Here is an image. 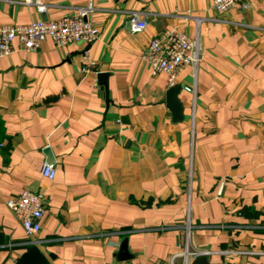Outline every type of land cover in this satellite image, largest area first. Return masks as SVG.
Instances as JSON below:
<instances>
[{"label":"crops","instance_id":"1","mask_svg":"<svg viewBox=\"0 0 264 264\" xmlns=\"http://www.w3.org/2000/svg\"><path fill=\"white\" fill-rule=\"evenodd\" d=\"M42 1L41 14L0 0V27L92 4L95 73H82L81 45L46 41L0 59V264L32 245L48 264H170L185 247L208 252V264H264L233 254L264 253V0L223 15L213 0ZM127 11L148 14L143 32L129 31ZM196 18L201 61L177 75L184 118L174 123L172 87L142 55L166 29L194 39ZM25 189L46 199L34 237L7 207ZM124 243L130 262L119 259Z\"/></svg>","mask_w":264,"mask_h":264},{"label":"built area","instance_id":"2","mask_svg":"<svg viewBox=\"0 0 264 264\" xmlns=\"http://www.w3.org/2000/svg\"><path fill=\"white\" fill-rule=\"evenodd\" d=\"M39 13H46L48 6L42 0H28ZM250 0H213V9L223 15L231 10L245 11L249 8ZM94 7L89 4L77 8L71 15L50 21L38 20L27 25L0 27V59L12 55L18 50L37 51L41 44L51 41L60 48L67 45L82 46V73H95V63L91 51L99 39V29L89 20ZM126 26L132 33H141L147 28L148 14L139 11H127ZM197 35L191 39L178 29H166L153 37L149 42L142 59L149 65L154 76L165 74L169 87L175 85L179 72L185 66H193L196 70L201 61V39L199 29L203 19H194ZM221 22V19H213ZM17 44V46H15ZM195 93L196 89L186 88ZM41 175L53 181L57 175L53 164H44ZM7 207L20 221L23 230L29 237L38 235L42 229V219L46 214V199L43 194L25 189L19 196L9 199ZM189 233V232H188ZM209 254L204 251L190 252L186 247L183 252L173 256L170 264L183 258V263L190 264L192 259ZM233 254L242 256H264L256 251H235Z\"/></svg>","mask_w":264,"mask_h":264},{"label":"water","instance_id":"3","mask_svg":"<svg viewBox=\"0 0 264 264\" xmlns=\"http://www.w3.org/2000/svg\"><path fill=\"white\" fill-rule=\"evenodd\" d=\"M108 75L103 73L99 75V79L101 81H106ZM106 91L108 92V85L107 83H103ZM181 92V87H172L169 89L167 93V106L169 110L172 112L173 115V122L180 123L183 121V107L181 105L179 94ZM119 259L121 261H128L132 260L131 255H129L127 251V244L124 243L121 247V251L119 254ZM18 264H48L46 258L41 253L39 247L37 245H32L26 253L22 255L19 259ZM191 264H208L207 258H196L191 261Z\"/></svg>","mask_w":264,"mask_h":264},{"label":"trees","instance_id":"4","mask_svg":"<svg viewBox=\"0 0 264 264\" xmlns=\"http://www.w3.org/2000/svg\"><path fill=\"white\" fill-rule=\"evenodd\" d=\"M4 133H5V130H4V127H3V122L0 121V143L3 141L4 139Z\"/></svg>","mask_w":264,"mask_h":264}]
</instances>
